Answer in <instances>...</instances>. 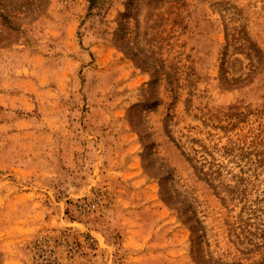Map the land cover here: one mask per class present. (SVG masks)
<instances>
[{
    "label": "rangeland",
    "instance_id": "obj_1",
    "mask_svg": "<svg viewBox=\"0 0 264 264\" xmlns=\"http://www.w3.org/2000/svg\"><path fill=\"white\" fill-rule=\"evenodd\" d=\"M0 264H264V0H0Z\"/></svg>",
    "mask_w": 264,
    "mask_h": 264
}]
</instances>
